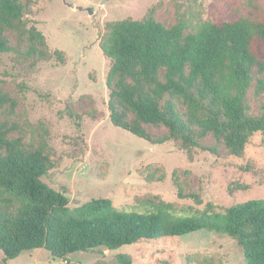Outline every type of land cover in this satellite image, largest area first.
<instances>
[{"label": "rangeland", "instance_id": "374dc122", "mask_svg": "<svg viewBox=\"0 0 264 264\" xmlns=\"http://www.w3.org/2000/svg\"><path fill=\"white\" fill-rule=\"evenodd\" d=\"M23 21L45 36L39 48L48 59L27 55L28 34L9 31L12 51L0 52V89L15 98L14 109L0 108V124L25 148H42L51 167L42 180L63 191L71 207L108 197L120 209L143 210L141 202H170L181 215L215 210L264 198V132L252 135L241 155L220 148L215 154L183 148L181 141L154 144L109 117L106 77L111 59L101 49L106 25L121 19L154 17L167 27L179 21L187 32L203 21L252 16L264 0H21ZM71 4L75 6L72 7ZM61 57L63 60H61ZM248 94L249 113H262L264 95ZM181 112L185 107L179 104ZM153 138L168 132L146 126ZM204 145H215L211 137ZM179 191L183 197L179 196ZM196 196V197H195ZM12 197V196H11ZM13 197L0 213L12 215L23 204ZM245 264L237 240L201 230L181 237L143 240L116 250L105 247L60 258L41 248L0 264Z\"/></svg>", "mask_w": 264, "mask_h": 264}, {"label": "trees", "instance_id": "16d2710c", "mask_svg": "<svg viewBox=\"0 0 264 264\" xmlns=\"http://www.w3.org/2000/svg\"><path fill=\"white\" fill-rule=\"evenodd\" d=\"M25 11L21 0H0V52L12 51L8 32L15 31L28 34L27 55L50 58L39 48L45 36L35 27L26 28ZM262 12L255 5L252 16L203 21L189 32L183 21L167 27L152 16L108 23L101 49L111 59L106 77L111 122L154 144L174 139L187 150L218 154L224 147L241 155L250 137L264 132V101L259 115L249 113L248 103L251 88L264 95ZM17 103L0 89V108L14 109ZM148 125L168 132L153 138ZM9 132L7 123H1L0 205L10 204L13 197L24 203L12 215L0 213L5 259L41 248L65 258L207 230L236 239L245 264H264V198L224 211L207 204L190 215L178 214L172 203L156 198L143 200V210L117 208L108 197L71 207L65 192L42 180L51 167L49 156L40 147L25 148L22 137L10 138ZM211 137L215 145H204L202 140Z\"/></svg>", "mask_w": 264, "mask_h": 264}, {"label": "water", "instance_id": "95a60500", "mask_svg": "<svg viewBox=\"0 0 264 264\" xmlns=\"http://www.w3.org/2000/svg\"><path fill=\"white\" fill-rule=\"evenodd\" d=\"M72 7H74L75 5L74 4H71Z\"/></svg>", "mask_w": 264, "mask_h": 264}]
</instances>
